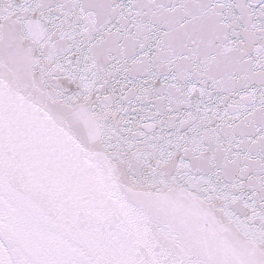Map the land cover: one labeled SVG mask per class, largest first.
<instances>
[{"label":"snow or ice","instance_id":"1","mask_svg":"<svg viewBox=\"0 0 264 264\" xmlns=\"http://www.w3.org/2000/svg\"><path fill=\"white\" fill-rule=\"evenodd\" d=\"M0 264H264V0H0Z\"/></svg>","mask_w":264,"mask_h":264}]
</instances>
